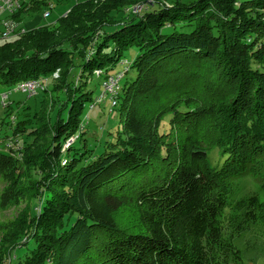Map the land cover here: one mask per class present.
<instances>
[{"label":"trees","instance_id":"1","mask_svg":"<svg viewBox=\"0 0 264 264\" xmlns=\"http://www.w3.org/2000/svg\"><path fill=\"white\" fill-rule=\"evenodd\" d=\"M49 1L23 2L12 18L21 24ZM131 47L137 54L126 72L135 76L117 92L113 141L90 159L86 151L76 157L73 145L63 151L83 133L81 117L93 101L89 82L97 71L105 79ZM49 78L45 95L59 79L65 90L44 159L27 155L45 117L28 119L11 103L4 108L0 173L20 161L3 150L4 141L22 137L23 162L37 176L47 171L32 200L42 192L52 199L28 212L18 246L1 264H255L264 257V201L259 194L230 198V185L245 177L264 192V0L78 2L55 25L0 43V90ZM200 94L221 97L213 165L196 128L204 109L192 121L183 110V131L172 146L156 141L155 118L175 116L181 110L170 107L182 95ZM128 205L130 218L119 220ZM25 237L33 246L21 244Z\"/></svg>","mask_w":264,"mask_h":264},{"label":"rangeland","instance_id":"2","mask_svg":"<svg viewBox=\"0 0 264 264\" xmlns=\"http://www.w3.org/2000/svg\"><path fill=\"white\" fill-rule=\"evenodd\" d=\"M84 0H51L49 1L52 5L50 9V16L47 19L42 18L43 12L46 10L25 15L23 17L21 27L25 29H33L42 26H53L57 23L58 19L64 16L69 9L76 3ZM140 8L135 7L132 11H138ZM7 14L2 13L1 18H5ZM116 27H107L105 31L107 33L112 32ZM1 43V42H0ZM137 54V48L131 47L127 49L123 54V59L108 73L109 75L121 74V78L118 82V93H121V87L125 82L131 81L135 72L129 70L126 72V68L129 63ZM75 70L74 73H77ZM209 73H212L209 71ZM100 77H94L88 84V89L92 91L93 101L91 104L86 105L82 115V135L72 144L73 150L77 151L76 157H79L83 152L86 151L85 157L90 159L89 154L99 155L104 151V146L107 142L113 141L114 135L120 127L119 114L117 107L111 106L109 95H105L104 99L100 102H96L97 97H100L103 93L104 87V73ZM58 78V77H54ZM62 78V76H61ZM59 83L55 86L54 92L48 93L43 90H38L34 96H28L26 93L11 89L8 93L7 103H11L14 110L19 111L20 114H29L28 119L35 113L42 114L45 119L40 122L42 125L41 132L39 133L38 139L35 141L32 150L27 156H31L32 160L44 159L43 151L48 145V139L50 137V124L54 123L57 113L58 104L63 101L65 88L63 82L59 79ZM53 84L52 79H48L47 87ZM220 90L223 88H219ZM7 92L8 90H1ZM77 92H80L78 89ZM202 95L189 97L190 99H183V95L177 101L174 106L170 109H174L177 106L181 112H177L173 116L172 111H168L163 115L155 118L154 123H160L159 132L160 137L156 138L158 144L166 147H170L175 142L176 136L183 131V117L185 114L183 110L189 111L185 119L191 121L194 119L196 113L204 109V112L199 120L196 122V128L202 127V131L199 132L201 137L205 139L203 144H200L201 148L207 149L209 163L215 164L219 159V149L217 148V132L219 131V120L218 117V101L221 97ZM68 105V104H67ZM13 110L15 114L16 111ZM16 115V114H15ZM14 115V116H15ZM192 115V116H191ZM65 116V112L62 114ZM16 119V117H15ZM196 119V118H195ZM5 109L0 105V136L4 132H8L6 124H1L3 121H7ZM158 124H156L158 126ZM30 127L34 128L35 124ZM156 128V127H154ZM156 131V130H154ZM80 135V134H79ZM25 140L22 137H18L15 142V148L12 151L13 157L19 159L17 167L15 162L13 166L4 168L0 173V264L1 258L8 257L11 250L18 246L16 244L17 239L23 235V230L26 227V219L29 211L39 210V204L41 201H50L52 196L50 193H41L38 201H34L33 193L37 192L36 188L41 186L42 176L47 173L46 170H42V175L37 176L34 173L33 164L23 162L22 153L19 150L24 145ZM71 147V146H70ZM69 147V148H70ZM48 163L43 164L46 167ZM259 183L253 177H245L233 182L230 185V198L238 199L240 197L249 196L252 194H259L262 201H264V192H260ZM47 194V195H46ZM45 195V197H44ZM43 198V200H42ZM133 205H128L122 208L117 215V218L121 221H127L130 211H132ZM35 209V210H36ZM22 245H31L28 237H25L21 242ZM255 264H264V257L259 258Z\"/></svg>","mask_w":264,"mask_h":264},{"label":"built area","instance_id":"3","mask_svg":"<svg viewBox=\"0 0 264 264\" xmlns=\"http://www.w3.org/2000/svg\"><path fill=\"white\" fill-rule=\"evenodd\" d=\"M28 0H0V15L2 13L7 14L5 18L0 17V42L13 39L27 32L24 27H21V24L17 23L12 16L18 12L21 7V3L26 2ZM52 5L49 4L46 7V10L42 14V18L47 19L50 16V9ZM127 70V68H126ZM101 71H97L96 75L100 77ZM54 77H58V72L54 74ZM121 78V74L117 75H107L103 82V93L100 97H97L95 100L97 103L104 99L105 95H109V99L111 101V106H115L117 104V92H118V82ZM48 79L44 80H33V81H23L18 83L12 89L16 91H20L26 93L28 96H34L37 94L38 90H44L47 87ZM11 90V89H10ZM2 92L0 90V105L5 108L10 103H7L8 93L10 92ZM15 116L12 115L10 117V121L12 123L15 122ZM79 133H76L72 137H70L63 146V151L69 149L70 146L78 139ZM15 148V141L12 138L6 139L3 143V150L8 153H13L12 151ZM18 151V150H17Z\"/></svg>","mask_w":264,"mask_h":264},{"label":"crops","instance_id":"4","mask_svg":"<svg viewBox=\"0 0 264 264\" xmlns=\"http://www.w3.org/2000/svg\"><path fill=\"white\" fill-rule=\"evenodd\" d=\"M26 30H28V29L26 28Z\"/></svg>","mask_w":264,"mask_h":264},{"label":"water","instance_id":"5","mask_svg":"<svg viewBox=\"0 0 264 264\" xmlns=\"http://www.w3.org/2000/svg\"><path fill=\"white\" fill-rule=\"evenodd\" d=\"M138 8H140V7H138Z\"/></svg>","mask_w":264,"mask_h":264}]
</instances>
